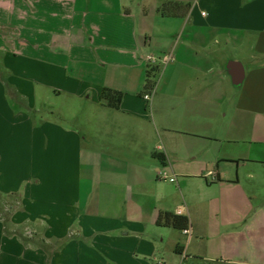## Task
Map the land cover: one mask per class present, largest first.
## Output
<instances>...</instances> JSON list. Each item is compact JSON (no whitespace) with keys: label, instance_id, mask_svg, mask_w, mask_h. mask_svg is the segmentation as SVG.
Segmentation results:
<instances>
[{"label":"crops","instance_id":"0c3cea01","mask_svg":"<svg viewBox=\"0 0 264 264\" xmlns=\"http://www.w3.org/2000/svg\"><path fill=\"white\" fill-rule=\"evenodd\" d=\"M260 185L264 0H0V264H264ZM179 210L189 234L157 222Z\"/></svg>","mask_w":264,"mask_h":264},{"label":"rangeland","instance_id":"374dc122","mask_svg":"<svg viewBox=\"0 0 264 264\" xmlns=\"http://www.w3.org/2000/svg\"><path fill=\"white\" fill-rule=\"evenodd\" d=\"M165 67L166 65L164 64L159 65V67H155L154 72L151 75V87L154 84H157L158 88ZM67 101V98L57 96H47V99L37 98L33 108L34 115L39 120H41L42 117L46 119H51L53 121L57 120L62 123V126L67 128L76 127V129L82 131L84 135L87 130L81 126V123H83V125L85 124L84 122H82L83 120H85V115L79 111L73 114V112L68 108L69 104L67 103ZM252 193L255 208H258L260 206L261 208L256 212L253 211L250 215L253 218L264 220V185H260V189L256 187V190ZM15 201L16 198L14 199L13 197L0 194V216L9 218L10 215L13 214V211L16 209V205L19 204L16 202L15 205ZM10 227L12 228L11 225ZM25 232H27L28 235L31 234L30 230L28 229H26Z\"/></svg>","mask_w":264,"mask_h":264},{"label":"trees","instance_id":"16d2710c","mask_svg":"<svg viewBox=\"0 0 264 264\" xmlns=\"http://www.w3.org/2000/svg\"><path fill=\"white\" fill-rule=\"evenodd\" d=\"M151 85V82H148ZM103 99H107L109 105L118 107L121 103L123 93L121 91L113 90L111 88H104L102 93ZM157 222L162 225L173 226L183 230L189 225V218L185 215L176 214L173 212H161L158 216Z\"/></svg>","mask_w":264,"mask_h":264},{"label":"built area","instance_id":"2783aa9c","mask_svg":"<svg viewBox=\"0 0 264 264\" xmlns=\"http://www.w3.org/2000/svg\"><path fill=\"white\" fill-rule=\"evenodd\" d=\"M146 60L149 62V64H151V66H159L158 63L159 61L167 64L168 62L173 60V56L172 54H165L162 58H157L154 55H149L146 57ZM156 86L157 84H154L152 87L151 85L149 86L147 92L145 93L144 97L146 100H151L153 93L156 91ZM210 174H214L213 171L209 172ZM159 177L160 178H164V179H169L170 181L176 182L177 181V177L176 176H171L168 174L167 171H160L159 172ZM178 214H181V210L178 211ZM183 232L186 234H189L191 232V230L187 227L183 229Z\"/></svg>","mask_w":264,"mask_h":264},{"label":"water","instance_id":"95a60500","mask_svg":"<svg viewBox=\"0 0 264 264\" xmlns=\"http://www.w3.org/2000/svg\"><path fill=\"white\" fill-rule=\"evenodd\" d=\"M233 63H234V62H231V63H230V66H232ZM241 71H242L241 73L238 71L237 74H236V76H235V77L238 78V79L236 78L237 81H238V83H241L242 80H243V69H241Z\"/></svg>","mask_w":264,"mask_h":264}]
</instances>
